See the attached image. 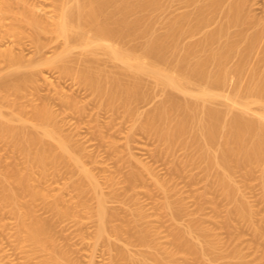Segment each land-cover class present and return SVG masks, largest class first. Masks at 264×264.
<instances>
[{"label": "bare ground", "instance_id": "6f19581e", "mask_svg": "<svg viewBox=\"0 0 264 264\" xmlns=\"http://www.w3.org/2000/svg\"><path fill=\"white\" fill-rule=\"evenodd\" d=\"M182 1L195 6V11L166 22V32L159 36L147 23L146 11L162 8L164 0H52L50 11L36 4L37 0H1L0 37L12 46L0 49V71L6 72L0 78V98L9 103L8 92L20 94L30 84L37 89L35 77L45 66H55L61 74L74 73L101 106L112 110L122 106L132 117H139L134 105L147 100L145 81L151 78L155 87H161L164 99L146 113L145 121L138 118L140 128L155 134L169 150L178 145L195 147L206 171L216 168L218 184L226 194H233V169L264 163V19L250 15L241 0ZM216 14L220 19L214 30L205 31L197 43L181 46L184 35L207 28ZM183 23L189 24L187 29ZM141 39V44L131 45ZM27 41L35 49V56L29 59L21 55ZM51 44L56 49L48 56ZM18 46L21 54L15 50ZM77 47L85 49L73 54ZM60 101L61 113L47 103L33 105L31 119L24 118L22 105L13 103L15 109L9 116L0 105V140L7 141L12 153L23 159V167L14 165L11 175L0 172L7 187L3 200L17 218L23 241L48 252L45 264L73 262L55 247L33 208L37 198H48L32 182L35 169L46 180L49 165L56 168L66 161L72 163L83 180L78 185L80 193L86 192V184L96 201L92 214L97 221L96 238L108 239L110 228L116 235L121 232L120 227L110 225L118 213L107 207L101 185L82 162L85 148L64 129L67 124L60 116L72 103ZM137 172L128 179L131 186L141 180L142 174ZM156 184L167 194L162 183L157 180ZM25 192L30 193L32 205L27 212L20 210ZM62 200L56 197L47 208L65 214L60 208ZM165 208L173 216L178 214L169 201ZM237 211L251 217L245 202ZM143 213L139 209L132 215L137 240L147 255L136 257L129 249L119 248L117 260L121 264H142L148 259L154 264H174L173 255L159 253L149 232L139 225ZM188 233L190 230H178L174 240L184 252L197 255L198 246L187 240Z\"/></svg>", "mask_w": 264, "mask_h": 264}, {"label": "rangeland", "instance_id": "374dc122", "mask_svg": "<svg viewBox=\"0 0 264 264\" xmlns=\"http://www.w3.org/2000/svg\"><path fill=\"white\" fill-rule=\"evenodd\" d=\"M241 2L245 3L250 15L264 19V0ZM36 4H41L45 11L52 10V0H37ZM194 11L195 6L182 0H164L162 8L147 10L145 16L153 31L162 36L167 29L166 22L179 20ZM214 18L210 26L200 32L184 35L180 39L181 46L197 43L205 31L214 30L220 19L218 14ZM186 24H182L184 29L188 28L189 24ZM2 41L0 49L12 46L8 40ZM26 43L22 54L19 46L15 50L29 59L35 56V49L28 41ZM52 45L50 49L47 47L50 50H46L48 56L56 49V45ZM83 49L77 47L73 54ZM5 74L0 71V78ZM72 74L74 77L61 74L55 66H45L43 73L35 77L39 84L37 89L30 84L20 94L8 92L10 104L0 98L5 116L15 109L13 103H16L24 107L26 119L33 117V105L41 107L47 103L54 112L61 113L60 100L71 102L72 107L60 116L67 124L64 129L85 148L81 155L83 164L101 185L108 198L107 207L119 215L110 225L120 227L121 232L116 235L110 228L108 239H97V221L92 216L96 201L88 185L84 186L86 192L80 193L78 185L83 180L79 169L67 161L56 168L49 165L46 180L35 169L31 174L32 182L48 194V198H37L33 208L47 226L58 250L65 252L73 264H121L116 258L119 248L129 249L136 257L147 255L137 240L138 227L132 215L140 209L145 216L139 225L149 232L159 253L173 255L174 264H264V163L234 168L235 191L228 195L218 184V170L214 168L207 172L195 147L178 145L169 150L155 134L140 128L138 118L141 116V122L145 121L146 113L164 99L161 87H155L153 79L145 81L147 100L134 105L140 116L132 117L122 106L113 110L105 106L106 110ZM22 163V156L12 153L8 142L0 140V172L11 175L14 165L21 168ZM137 171L142 174L141 180L131 186L128 179ZM155 180L164 185L167 194ZM6 188L0 176V264H45L48 252L37 250L18 234L17 218L3 200ZM24 197L20 210L27 212L32 207L30 193L25 192ZM56 197L63 199L60 208L65 214L47 208ZM166 201L171 203L174 211L178 210L176 216L165 208ZM242 202L247 204L251 217L237 211ZM178 230H190L187 240L197 244L199 254H189L181 249L174 240ZM52 248L49 245V249ZM142 264L154 262L148 259Z\"/></svg>", "mask_w": 264, "mask_h": 264}]
</instances>
